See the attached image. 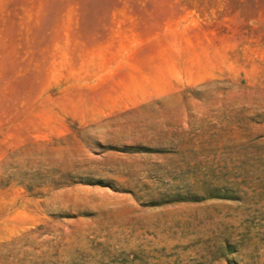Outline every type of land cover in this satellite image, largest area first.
<instances>
[{
  "label": "rangeland",
  "instance_id": "rangeland-1",
  "mask_svg": "<svg viewBox=\"0 0 264 264\" xmlns=\"http://www.w3.org/2000/svg\"><path fill=\"white\" fill-rule=\"evenodd\" d=\"M0 264H264V0H0Z\"/></svg>",
  "mask_w": 264,
  "mask_h": 264
}]
</instances>
